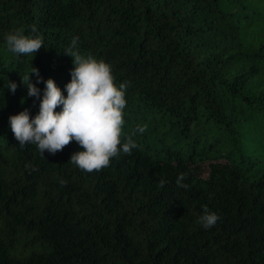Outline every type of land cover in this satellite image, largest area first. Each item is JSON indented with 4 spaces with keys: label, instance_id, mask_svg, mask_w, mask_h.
Masks as SVG:
<instances>
[{
    "label": "trees",
    "instance_id": "16d2710c",
    "mask_svg": "<svg viewBox=\"0 0 264 264\" xmlns=\"http://www.w3.org/2000/svg\"><path fill=\"white\" fill-rule=\"evenodd\" d=\"M21 29L35 56L8 50ZM74 37L127 82L121 144L138 145L92 173L75 140L42 157L9 123L39 113L32 67L67 97ZM0 264H264V0H0Z\"/></svg>",
    "mask_w": 264,
    "mask_h": 264
},
{
    "label": "clouds",
    "instance_id": "9594fccd",
    "mask_svg": "<svg viewBox=\"0 0 264 264\" xmlns=\"http://www.w3.org/2000/svg\"><path fill=\"white\" fill-rule=\"evenodd\" d=\"M36 31V27L32 26L31 32L34 34ZM5 40L8 50L17 56H35L43 46L40 36L24 35L23 29L9 33ZM78 40V37H74L71 45L63 52L72 58L73 64L71 82L65 86L67 97L62 95L54 80L43 81L39 70L32 67L31 72L22 77V83L28 90V96L37 99L40 97V89L30 81V76L37 77V84H45L39 113L30 119L29 111L24 110L9 117V123L19 146L24 148L28 144L35 145L42 157L45 151L51 155L57 154L75 140L84 151L72 154L69 163L92 173L107 168L111 158L120 153L131 155L138 145L131 136L126 137V142L121 144L127 82L117 88L111 66L103 60L98 61L91 54L82 55ZM7 86L15 93L17 85L14 82H9ZM58 107L61 108L59 113L55 111ZM146 127L138 126L137 131L144 133ZM26 167L31 171L38 170L30 164ZM186 176V173L178 176L177 187L188 189L189 185L183 183ZM59 183L66 186L67 181L61 179ZM165 183L161 180L160 187ZM219 219L217 214L203 206V214L198 223L204 229H210Z\"/></svg>",
    "mask_w": 264,
    "mask_h": 264
}]
</instances>
